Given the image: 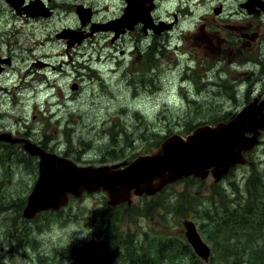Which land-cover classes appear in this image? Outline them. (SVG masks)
<instances>
[{
  "label": "rangeland",
  "instance_id": "1",
  "mask_svg": "<svg viewBox=\"0 0 264 264\" xmlns=\"http://www.w3.org/2000/svg\"><path fill=\"white\" fill-rule=\"evenodd\" d=\"M41 2L53 11L45 13ZM23 4L28 13L16 12L7 0H0V57L8 65L5 72L0 66V264H71L75 259L83 261L100 246L108 198L104 193L85 195L59 213L25 220L23 204L37 181L39 160L27 154L25 147L37 145L50 153L69 155L82 166L120 162L99 163L105 160L108 137L126 148L122 160L152 154L167 136H186L200 125L233 118L254 98L255 93H249L254 85L264 93L258 76L250 75L264 71L260 65L264 56L253 50L232 57L229 63L226 49L219 52L217 45L199 40L185 53L182 37L174 43L137 45V34L124 28V23L112 25L116 31L101 28L122 14L123 0H23ZM82 7L89 20L91 10L96 12L93 27H99L92 32L91 25L84 36L78 32L81 22L76 12ZM177 30L180 35L193 29L182 24ZM65 32L67 37H58ZM71 32L81 39L69 36ZM204 56L208 59L200 63ZM250 60L257 64H249ZM261 139L248 158L250 163L234 169L222 183L214 184L212 178L184 180L156 198L176 203L179 196L180 204H187L186 211L193 212L188 215L195 218L169 215L168 205H164L166 211L159 208L152 215L143 209L151 199L135 197L132 207H140L147 217L129 220L118 210L119 229L135 234L138 243L139 232L167 245L176 237L185 238V219L207 224L204 212L215 207L209 203V194L219 195L214 201L221 206L234 197L235 190L245 191L255 167L264 169V135ZM215 185L220 190H213ZM193 192L199 201L189 198L184 203L183 195ZM204 231L210 236L209 229ZM188 255L179 254L165 264L180 263L183 258V264H190ZM210 261L227 264L217 251H212Z\"/></svg>",
  "mask_w": 264,
  "mask_h": 264
},
{
  "label": "water",
  "instance_id": "2",
  "mask_svg": "<svg viewBox=\"0 0 264 264\" xmlns=\"http://www.w3.org/2000/svg\"><path fill=\"white\" fill-rule=\"evenodd\" d=\"M9 2L18 9L19 5L14 4V0ZM127 2L130 4V0ZM130 10L129 6L126 13ZM79 13L84 22L86 13ZM126 17L101 28L115 30L112 25L124 23V28L128 26L132 29L134 23L130 25L131 21ZM73 35L76 36L73 38L81 39V35L72 32L69 36ZM232 130L234 134H231ZM263 131L264 104L256 106L251 103L230 123L199 127L187 139L179 135L170 136L156 152L140 156L130 164L125 161L104 166H80L68 158L28 144L26 153L39 158V176L27 198L23 217L33 220L44 212H60L69 205L70 198L80 199L85 193L104 192L110 207L131 204L133 195L154 196L171 183L186 177L206 178L210 170L219 181L235 166L247 163L244 152L253 151L260 144ZM184 227L185 236L195 254L208 262L211 249L201 238L195 223L185 221Z\"/></svg>",
  "mask_w": 264,
  "mask_h": 264
},
{
  "label": "trees",
  "instance_id": "3",
  "mask_svg": "<svg viewBox=\"0 0 264 264\" xmlns=\"http://www.w3.org/2000/svg\"><path fill=\"white\" fill-rule=\"evenodd\" d=\"M140 120L143 122L142 119ZM218 122L221 121H213L214 124ZM144 124L149 129V124L146 122ZM68 139L70 140L68 143H70L71 137L68 136ZM112 141L108 137V144L103 155L105 160L99 162L100 164L117 162L118 160L124 161L121 157H126V148H120L117 139H112ZM66 157L77 161L72 156ZM172 186L149 198L151 201L143 209L148 210L153 215L158 213L159 208L166 211L164 205H168L166 213L169 215L186 214L188 217L195 218L188 215V213L193 212L186 211L187 204L185 206L180 204L179 196L176 197V203L171 202L173 199H169V203L163 198L156 199L166 194V190ZM213 190L218 191L220 189L215 185ZM233 194L234 197H229L226 202H221V206H218L217 202L214 201V198L219 195L209 194L210 205L215 206L218 210L216 211L215 207L205 210L203 219L207 224L198 223L201 234L211 244L212 251L219 252L222 260L227 264H264V169L259 170L255 167L253 175L245 185V191L241 193V191L235 190ZM189 198L195 202L199 201L195 192L183 195L182 201L187 203ZM25 204L26 201L23 206ZM132 206V204H124L110 207L107 201L109 213L105 218V229L98 236L100 246L94 247L83 261L75 259L71 264H165L178 258L179 254H189L188 256L191 257L190 264H212L211 261L205 263L197 257L183 237H176L172 244L167 245L165 242H157L150 234L139 232L142 234V239L138 243L135 234L120 230L118 210H121L123 218L129 220L147 217L143 209ZM22 209L23 207H21ZM211 210L213 211L211 212ZM19 215H21L20 212ZM204 229H209L210 236H207ZM10 237L12 238L11 234ZM10 245H14V242H11ZM79 251H83V249L76 251L77 255ZM184 259L180 263L174 264H183Z\"/></svg>",
  "mask_w": 264,
  "mask_h": 264
},
{
  "label": "flooded vegetation",
  "instance_id": "4",
  "mask_svg": "<svg viewBox=\"0 0 264 264\" xmlns=\"http://www.w3.org/2000/svg\"><path fill=\"white\" fill-rule=\"evenodd\" d=\"M123 1L122 14L114 19L121 18L125 13L128 4L127 0ZM134 1L139 3L137 9L143 13L142 16L136 15V9L134 16H138L137 23L129 30L131 33L135 32L137 34L134 37L137 45L143 42L153 43L159 41L174 43L175 39L181 41L182 37L185 49H189L191 45L196 44V40L217 45L220 48L219 52H222L223 48L226 49L228 56H231L229 63H232V57L249 55L253 50L257 51V55L264 56V0ZM92 12V20L95 21L93 17L96 12L93 10ZM93 21L89 25L80 27L78 32L83 33V36L89 34L88 30L91 25L93 27ZM182 24L192 27V32L186 33L183 31L180 35L176 34L178 33L177 28ZM260 37H262L261 41ZM253 44H255V47H253ZM202 52L206 53V50L202 48ZM2 59L4 58L0 57V60ZM200 59V63H203L208 58L204 56ZM224 59L222 57L221 60ZM239 65H243V63ZM260 65L263 70L264 62H261ZM1 66L4 68L3 71L8 68L3 63H1ZM254 75L258 76L257 84L262 83L264 85V71H260V73L258 71ZM256 89L257 85H254L249 93H255V105L260 106L264 104V93ZM209 178L211 177L209 176L207 180Z\"/></svg>",
  "mask_w": 264,
  "mask_h": 264
},
{
  "label": "bare ground",
  "instance_id": "5",
  "mask_svg": "<svg viewBox=\"0 0 264 264\" xmlns=\"http://www.w3.org/2000/svg\"><path fill=\"white\" fill-rule=\"evenodd\" d=\"M136 12V8L134 9V13ZM133 17V18H132ZM132 18V19H131ZM128 19H131V20H133L134 19V16H130ZM250 61H252V60H250ZM249 64H252V65H255V64H257V61H252V62H250ZM257 66V65H256ZM258 67V66H257ZM258 72V71H257ZM257 72H252V73H250V75H252V76H254V73L256 74ZM256 76V75H255ZM254 99L255 98H253L245 107H247L249 104H255V102H254ZM256 106H259V105H256ZM244 107V108H245ZM244 108L242 109V111L244 110ZM224 121H221V122H218V123H216L214 126H216V125H218V124H220V123H223ZM205 125V124H204ZM204 125H200L199 127H202V126H204ZM198 127V128H199ZM195 131V130H194ZM231 134H234V130H232V133ZM260 139V138H259ZM166 140V139H165ZM164 142V141H163ZM162 142V143H163ZM161 143V144H162ZM160 144V145H161ZM159 148H160V146H159ZM158 148V149H159ZM153 154V153H152ZM247 161L249 162V159L247 158ZM76 162V161H75ZM77 163V162H76ZM112 164H117V163H112ZM154 196H156V195H154ZM154 196H148V195H146V194H144L143 196H139L138 198H151V197H154ZM120 206V205H119Z\"/></svg>",
  "mask_w": 264,
  "mask_h": 264
}]
</instances>
